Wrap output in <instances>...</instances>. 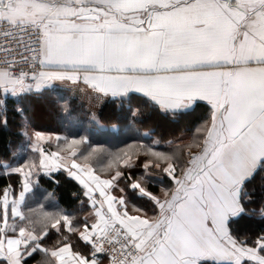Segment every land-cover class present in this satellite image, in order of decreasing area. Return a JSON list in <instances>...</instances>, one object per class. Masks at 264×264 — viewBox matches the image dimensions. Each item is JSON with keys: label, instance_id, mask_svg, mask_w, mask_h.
<instances>
[{"label": "crops", "instance_id": "0c3cea01", "mask_svg": "<svg viewBox=\"0 0 264 264\" xmlns=\"http://www.w3.org/2000/svg\"><path fill=\"white\" fill-rule=\"evenodd\" d=\"M0 17L38 24L44 33L42 71L33 87L0 74L4 103L29 92L63 89L95 113L109 100L131 94L170 114L195 103L210 107L211 123L196 149L206 148L202 165L208 151L214 155L205 169L194 172V181L189 167L175 177L174 167L166 166L174 188L154 222L126 214L113 193L117 178H102L88 165L70 163L68 171L84 188L92 210L84 240L119 220L140 246L131 264L259 263L255 250L250 257L241 256L227 222L240 213L239 186L264 160V0H0ZM32 134V139H57ZM196 149L189 153L198 155ZM198 159L189 160V166ZM2 167L6 174L14 173L6 163ZM40 167L52 172L42 163ZM33 175L31 171L29 189L21 196L11 200L8 192L2 195L0 264H22L25 257L44 251L30 232L29 241L22 231L3 236L7 213L20 217ZM27 242L32 246L25 253ZM50 256L56 264L105 263L75 253L70 245L51 250Z\"/></svg>", "mask_w": 264, "mask_h": 264}, {"label": "trees", "instance_id": "16d2710c", "mask_svg": "<svg viewBox=\"0 0 264 264\" xmlns=\"http://www.w3.org/2000/svg\"><path fill=\"white\" fill-rule=\"evenodd\" d=\"M96 120L100 128L86 107L63 89L5 99V108L0 109V231L2 195L8 191L15 197L22 190L21 176L6 174L2 164L32 169V190L22 201L19 218L7 213L3 236L7 239L24 229L44 248L25 257L22 264H56L50 251L62 245H70L75 253L88 257L94 237L84 240L81 236L92 211L84 188L64 168L41 172L37 163L40 155L28 149L25 126L30 132L61 137L57 145H48L52 152L64 157L74 150L73 159L89 165L98 176L109 179L118 175L113 193L121 199L126 214L152 221L174 188L164 169L171 164L175 177L185 174L188 150L201 145L211 123V111L205 103H195L187 111L164 113L149 99L131 94L108 101ZM237 203L240 213L228 220L229 235L242 248L255 250L264 258V160L239 186ZM54 224H58L57 229ZM198 264L232 263L202 260ZM240 264L259 263L243 259Z\"/></svg>", "mask_w": 264, "mask_h": 264}, {"label": "built area", "instance_id": "2783aa9c", "mask_svg": "<svg viewBox=\"0 0 264 264\" xmlns=\"http://www.w3.org/2000/svg\"><path fill=\"white\" fill-rule=\"evenodd\" d=\"M44 33L40 25L15 23L0 17V74L32 87L42 71L40 55ZM92 255L104 264H127L137 255L131 232L113 223L90 243Z\"/></svg>", "mask_w": 264, "mask_h": 264}, {"label": "rangeland", "instance_id": "374dc122", "mask_svg": "<svg viewBox=\"0 0 264 264\" xmlns=\"http://www.w3.org/2000/svg\"><path fill=\"white\" fill-rule=\"evenodd\" d=\"M110 101V100H109ZM107 103V102H106ZM105 103V104H106ZM105 104L103 105V107L105 106ZM102 107V108H103ZM5 108V103H4V101H2V100H0V109L2 110V109H4ZM101 108V109H102ZM87 109V108H86ZM91 109V108H90ZM100 109V110H101ZM93 110V111H92ZM92 110H91V112H89L90 114H91V119L97 124V126L100 128L101 127V125L99 124V122L96 120V118H97V115L99 114V112H100V110L99 111H97V113H95L96 111H95V109L94 108H92ZM97 110V109H96ZM25 129H26V131H22L23 133H26V135H27V138H25L26 139V141H27V146H28V149H30L31 151H34V152H37L39 155H40V160H38L39 162H37L39 165H41V163L44 165V166H46V169L48 168V170L49 169H52V171H55V170H57L58 168H64L65 170L67 169L68 170V167H69V165H70V163L72 162V161H75V162H77L76 160H74L73 159V156L75 155V151L74 150H71L69 153H67V155H64V157L62 156V155H60V154H58V153H55V151L54 152H52L51 151V149L49 150V147H48V145H53V146H55V145H57V143H58V141L59 140H61L62 138L61 137H59L58 135H56L57 136V139L56 138H52V137H50V139H45V138H40V139H38V137H36V139H32L33 138V136H31V134H32V132H30L31 130L29 129V127L28 126H25L24 127ZM35 134V133H34ZM33 135V134H32ZM30 144V145H29ZM29 146H31V147H29ZM39 148H42L41 150L39 149ZM59 148V147H58ZM196 149V148H195ZM202 149V148H201ZM40 150V151H39ZM195 151V150H194ZM58 152H61V151H58ZM197 152H198V155H196V154H191V153H189V150H188V155H189V160L190 161H193V159H194V157L196 156H198V158H200V159H198V160H196V161H194L193 162V165H191L190 164V166H188L189 168H188V172L190 173L191 172V174H192V176H193V178H192V180L194 181V177H195V171L196 170H200L201 168H204L203 166H206L207 165V161H209V159H211V157L210 156H213L214 154L212 153V150L210 151L211 153L209 154V151L207 152L208 154L206 155V158L208 159V160H206V162H205V164L204 165H202L203 164V162L201 161L202 160V156H203V154H204V152H206V148H205V151H201V150H197ZM50 154V155H49ZM192 158V159H191ZM52 166V167H51ZM89 166V165H88ZM42 168V167H41ZM91 168V167H90ZM14 171V173H16V174H19L20 176H21V178L22 177H24V182L22 181V190L18 193V195L19 196H21V194L23 193V191L24 190H28L29 189V174L31 173V170H23L22 168H19V167H14V168H12ZM92 169V168H91ZM205 169V168H204ZM193 171V172H192ZM94 172V171H93ZM195 172V173H194ZM188 173V174H189ZM85 173L83 172V174L82 175H84ZM96 174V173H95ZM97 175V174H96ZM100 177V176H99ZM115 178H118V175H115L114 176ZM186 179V178H185ZM184 179V180H185ZM88 180V179H87ZM190 180V179H189ZM190 183V182H189ZM8 192V191H7ZM5 194H6V192H5ZM8 194H9V196H10V192H8ZM17 195V196H18ZM24 196H25V194H23ZM17 196H15V197H13V196H11V197H9L11 200H13L14 198H16ZM116 197V196H115ZM182 197V196H181ZM118 200L120 201V203H121V199L118 197ZM15 206V203L13 204V202H12V204H11V206ZM6 207H8V205L6 206ZM90 214V213H89ZM157 217V216H156ZM156 217L154 218V219H152V221H150V222H154V220L156 219ZM89 218H91V216H87V220H88V222H90L89 221ZM115 223L117 224V225H121V226H123V227H125L127 230H129L130 232H131V230L124 224V223H122L121 221H115ZM22 231V233L25 235V237L23 238V239H25V240H28L29 241V231H26V230H24V229H20L18 232H17V234L18 233H20ZM26 232H28V234L26 235ZM131 234H132V236H133V238L135 239V242H136V244H137V256L133 259V260H135V261H137L136 260V258L138 257V255L140 254V252H139V249H138V247H140V246H138V240L136 239V237H134V234L131 232ZM21 238V239H22ZM26 245H29V242H27V244ZM25 245V246H26ZM152 247H149L148 248V250L149 249H151ZM233 247H231L230 249H229V251H233ZM141 252H143V251H141ZM227 252H228V250H227ZM241 253V256L242 257H250V255H252L254 252H252V251H250V250H248V249H246V248H242V252H240ZM234 254H236V253H234ZM238 254V253H237ZM252 258H253V256H251ZM257 258H258V262L260 263V264H264V258L263 257H259V256H257ZM132 260V261H133ZM132 261H130L129 263H127V264H131V262Z\"/></svg>", "mask_w": 264, "mask_h": 264}]
</instances>
